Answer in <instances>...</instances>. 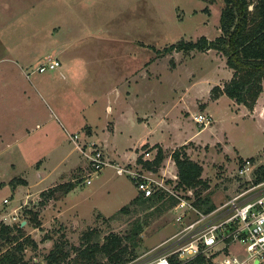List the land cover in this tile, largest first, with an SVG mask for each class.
<instances>
[{"label":"rangeland","instance_id":"1","mask_svg":"<svg viewBox=\"0 0 264 264\" xmlns=\"http://www.w3.org/2000/svg\"><path fill=\"white\" fill-rule=\"evenodd\" d=\"M223 7L224 0H0V218L21 224L36 241L37 247L28 245L24 252L29 264H47L57 244L81 246L93 228L101 230L104 241L111 233L124 236L141 226L136 258L129 264L171 252L187 237V227L200 216L195 209L172 205L167 194L150 207L129 203L139 191L117 166L142 165L138 159L124 162L128 154L152 159L162 146L166 158L158 178L192 203L194 190L176 187L172 158L185 145L204 167L209 186L203 195L217 206L236 193L244 160L251 159L255 170L264 164V91L253 108L214 91L215 86L222 90L234 72L218 50L160 55L153 49L203 35L215 39ZM48 58L62 66L37 71ZM200 113L208 124L196 121ZM73 117L79 120L72 122ZM81 118L96 128L78 130ZM75 134L77 142L70 138ZM100 138L107 139L105 146ZM148 141L155 144L150 149ZM84 146H101L115 164L91 184L83 172ZM73 157L81 159L74 167ZM45 161L51 177L41 180ZM63 181L78 185L70 196L42 207V189ZM30 210L38 212L40 227L30 222ZM229 253L242 257L245 246L235 244ZM76 254L72 249L71 264Z\"/></svg>","mask_w":264,"mask_h":264},{"label":"trees","instance_id":"2","mask_svg":"<svg viewBox=\"0 0 264 264\" xmlns=\"http://www.w3.org/2000/svg\"><path fill=\"white\" fill-rule=\"evenodd\" d=\"M253 5V9L250 6ZM221 34L211 40L203 35L198 40H180L162 49L154 48L160 55H167L174 51H207L215 49L226 56L227 65L234 70L233 77L221 90L218 86L214 91L223 92L238 104L253 108L260 94L264 91V0H224L220 18ZM221 94V93H220ZM146 146V145H145ZM148 147V145H147ZM157 153L152 159L138 158V163L144 168L158 171L166 158L165 150L157 145ZM172 158L178 169L177 189L194 190L193 205L203 213H209L217 205L209 194L203 195L208 188L207 180L203 178L204 167L192 159L186 151L185 145L175 149ZM264 180V164L255 171V181ZM13 181V180H12ZM27 183L26 180H17ZM15 181L14 184L17 182ZM77 182H62L41 193L39 204L43 207L52 199L66 196ZM164 192L156 191L145 197L139 193L130 204H140L150 207L157 200L165 197ZM172 205L179 202L175 196H169ZM190 198V196H186ZM128 206L120 210L125 211ZM31 223L35 227L41 226L38 212L30 210ZM1 216V210H0ZM141 226L133 227L129 234L111 233L104 241L101 240V230L93 228L83 235L81 246L57 244L47 256V264H71L72 249L77 253L72 264H127L135 259L136 248L140 243ZM28 245L37 247L36 241L27 233L21 224H7L0 218V264H29L25 259ZM107 257V261H103ZM173 264H213L204 255L183 261L177 254H172ZM67 260V262H66ZM69 260V261H68ZM66 262V263H65Z\"/></svg>","mask_w":264,"mask_h":264},{"label":"built area","instance_id":"3","mask_svg":"<svg viewBox=\"0 0 264 264\" xmlns=\"http://www.w3.org/2000/svg\"><path fill=\"white\" fill-rule=\"evenodd\" d=\"M60 66V60L48 58L36 70L47 72ZM195 119L199 124L209 123L201 113L197 114ZM70 138L77 142L79 135L75 134ZM85 146L81 148L87 160L85 182L90 184L97 173L106 166L115 164L101 146L88 148ZM92 146H96L95 142ZM146 154L148 156L150 152ZM243 163L239 168L241 179H238L236 193L209 213L199 211L193 203L186 200V196L168 187L166 180L158 178V171L146 169L142 164L139 169L132 167L129 170L118 165L117 173L123 174L127 171L135 181L139 193L145 197L153 195L156 191L164 192L179 199L177 207L189 206L200 215L198 220L187 227L184 235L187 237L183 238L173 251L160 254L142 264H173L170 259L172 254H177L183 261L204 255L213 264H264V180L255 181L256 170L251 159L247 158ZM8 201L4 200L5 203ZM235 244L245 246L244 256L229 253V249Z\"/></svg>","mask_w":264,"mask_h":264},{"label":"crops","instance_id":"4","mask_svg":"<svg viewBox=\"0 0 264 264\" xmlns=\"http://www.w3.org/2000/svg\"><path fill=\"white\" fill-rule=\"evenodd\" d=\"M61 66H62V64H61ZM79 94H81V93H79ZM256 111H257V109H256ZM129 118H130V117H129ZM131 118H132L133 120L135 119V117L133 118L132 116H131ZM138 118H139V119H142V120H146V118H141V116H138ZM77 120H79V119H76L75 117L72 118V122H77ZM78 124H80V125L77 126L78 130H81L83 127H86V126H94L91 122L88 121L87 118H84V119L81 118V122H79ZM116 126H117V124L114 125V127H113V131H115ZM94 127H95V126H94ZM95 128H96V127H95ZM93 130H94V129H93ZM94 131H97V132H98L97 129L94 130ZM98 133L100 134V132H98ZM93 134H94V133H93ZM95 138H97L96 134H95ZM100 139H101V138H100ZM102 142H103V144H104V146H105V144H107L108 141H107V139H106V140L101 139V143H102ZM148 142H150V141H148ZM150 143L153 144V145L149 146L148 144H146V145H148V147H147L148 149H150L152 146L155 145L154 142H153V143L150 142ZM141 145H142V144H141ZM143 145H144V144H143ZM106 148L109 150L110 147L107 146ZM151 151H154V150L151 149ZM147 152H150V151H147ZM128 156H129V159H128L127 161H124V162H127V164H130V163L133 164V163H135V160L138 159V157H139V156H138V157H135V158H134V156L131 157L130 154H128ZM47 159H48V157H46V160H47ZM65 159H69V157L64 158V160H65ZM64 160H63V162H64ZM76 160H78V158L73 157V158H72V161H70V162L72 163V164L70 163V165H72V167H74V166L76 165V164H74V163H76V162H74V161H76ZM79 160H81V159H79ZM79 160H78V161H79ZM65 161H66V160H65ZM124 162H123V163H124ZM46 163H47V161H45L44 164H43V163L40 164V169H41V168H42V169L39 171L38 174H40L39 177L42 178L41 180H44V179L47 178V177H48V178L51 177L50 172L46 171ZM127 164H126V165H127ZM70 165H69V166H70ZM78 165H79V164H78ZM69 166H68V167H69ZM82 166H83V164H82ZM68 167H67V168H68ZM83 169H84L83 172H86V170H87L86 164H85V166L83 167ZM24 180L27 181V183H22V184H24V186H26V187H32L31 184L28 182V179H24ZM83 180H84V179H83ZM92 180H93V179H92ZM63 182H64V181H63ZM72 182H74V181H72ZM60 183H62V182H60ZM91 183H92V182H91ZM91 183H90V184H91ZM58 184H59V183H58ZM56 185H57V184H56ZM56 185H54V186H56ZM77 185H78V183H77ZM77 185H76V186H77ZM54 186H52V185L50 186V185H49L48 187L43 188L42 191L40 192V195H41V193H42L43 191H46V190H48V189H50L51 187H54ZM76 186H75V187H76ZM26 187H25V188H26ZM75 187H74V188H75ZM72 190H73V189H72ZM68 196H70L69 193H68ZM68 196H67V197H68ZM136 196H137V195H136ZM136 196H135V197H136ZM135 197H134V198H135ZM134 198H132V199L130 200V202H131ZM5 199H8V200H9L7 203H10V199H9V198H4V200H5ZM41 199H42V196H41ZM41 199H40V200H41ZM54 201H55L54 199L48 201V202H47L48 205L46 204L47 207H48L51 203H52V205H53V202H54ZM55 202H57V201H55ZM130 202H129V203H130ZM4 203H5V202H4ZM5 204H6V203H5ZM46 205H45V206H46Z\"/></svg>","mask_w":264,"mask_h":264},{"label":"water","instance_id":"5","mask_svg":"<svg viewBox=\"0 0 264 264\" xmlns=\"http://www.w3.org/2000/svg\"><path fill=\"white\" fill-rule=\"evenodd\" d=\"M250 8L253 9V5H251Z\"/></svg>","mask_w":264,"mask_h":264}]
</instances>
